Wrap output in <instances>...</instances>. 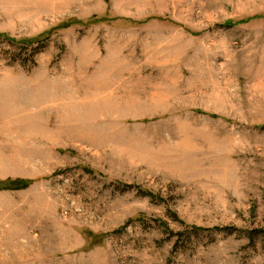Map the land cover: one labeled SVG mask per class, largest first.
I'll list each match as a JSON object with an SVG mask.
<instances>
[{
  "label": "rangeland",
  "instance_id": "374dc122",
  "mask_svg": "<svg viewBox=\"0 0 264 264\" xmlns=\"http://www.w3.org/2000/svg\"><path fill=\"white\" fill-rule=\"evenodd\" d=\"M258 230L264 0H0V264H264Z\"/></svg>",
  "mask_w": 264,
  "mask_h": 264
},
{
  "label": "trees",
  "instance_id": "16d2710c",
  "mask_svg": "<svg viewBox=\"0 0 264 264\" xmlns=\"http://www.w3.org/2000/svg\"><path fill=\"white\" fill-rule=\"evenodd\" d=\"M171 217H172L173 221H177L180 225H183L180 222V220L177 218V216H175L174 213L171 215ZM164 228H166V226H164ZM183 228H184V230L189 231V232H193V233L198 231V228H195V227H190V226H184L183 225ZM215 230H217V231H229V228H215ZM257 233H259L261 236H264V230H258Z\"/></svg>",
  "mask_w": 264,
  "mask_h": 264
}]
</instances>
